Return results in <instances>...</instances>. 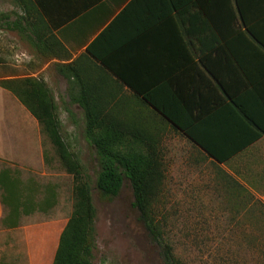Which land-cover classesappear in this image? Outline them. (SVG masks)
Returning a JSON list of instances; mask_svg holds the SVG:
<instances>
[{"label":"crops","instance_id":"0c3cea01","mask_svg":"<svg viewBox=\"0 0 264 264\" xmlns=\"http://www.w3.org/2000/svg\"><path fill=\"white\" fill-rule=\"evenodd\" d=\"M181 1L14 0L17 6L12 7L0 0V45L9 51L8 60L11 53L20 58L15 46L29 45L33 61L43 62L32 75L77 62L79 81L89 80L92 90L112 94L111 107L123 103L121 90H129L161 124L186 136L214 164L207 179L213 190L205 188L222 208V238L231 239L222 252L230 255L231 264H264V0H241V8L237 0ZM19 9L20 19L9 17ZM112 25L97 51L141 88L139 93L157 92L163 99L176 95L185 125L201 140L221 145L225 160L209 156L88 53V46ZM248 26L259 38L247 33ZM57 44L59 55L51 50ZM1 65L0 81L27 76ZM56 72L65 92L69 81ZM71 86L76 94L82 88L80 82ZM0 92L18 107L13 127L0 124V264H53L70 218L55 241L49 220L58 203L55 184L22 175L35 172L39 164L37 152L27 145L35 139L28 129L39 121L10 90L0 86Z\"/></svg>","mask_w":264,"mask_h":264},{"label":"rangeland","instance_id":"374dc122","mask_svg":"<svg viewBox=\"0 0 264 264\" xmlns=\"http://www.w3.org/2000/svg\"><path fill=\"white\" fill-rule=\"evenodd\" d=\"M2 1L4 4L9 2L7 4L12 7L17 6L14 0ZM20 11L22 10H16V15L9 14V17L13 20L15 17L20 19ZM3 17L0 10V21ZM15 47L13 50L20 54V58L11 53L8 60L9 51H5L0 45V62H3L1 67L11 70L13 74H27L17 79L32 82L39 98L45 91L50 92L55 99L56 117L62 138L82 162L84 180L90 186L92 201L97 210L91 263L166 264L163 248L153 241L140 219L138 209L133 205L131 181L125 178L119 194L111 198H103L97 189L96 179L100 164L95 147L86 138L83 108L78 103L71 102L70 89L74 80L65 77L70 86L64 92L62 79L55 77L58 64L51 67V72L32 75L30 71L39 68L43 62L33 61L29 45L24 43ZM54 48L55 54H61L60 47ZM21 50L25 52L23 55ZM96 81L101 83L102 79L96 78ZM119 95L127 115L138 113L147 117L146 120L150 122L148 127L151 128L150 125L157 122L156 126L159 130L162 129L159 135L165 179L161 191L154 199L152 216L161 232L164 245L170 246L177 264H231L228 261L230 255L222 252L223 246L229 245L231 240L222 238V208L214 205V199L208 198V190L205 188L210 187L213 190L212 182L207 184L208 171H211L213 162L181 132L154 118L151 108L143 105L131 91L121 90ZM115 105L119 104H112ZM16 114L18 115V107L9 98L4 99L0 92V124L4 122L13 127ZM22 118L23 131H26L28 117L24 113ZM38 123L35 128L30 126L28 129V132L31 130L30 135H35V139L27 145L37 152L35 161L39 164L34 168L35 172L22 175L25 178L32 177L43 185L47 182L55 184L58 203L49 215V220L54 224L56 241L58 232L73 211L74 181L59 160L56 146L42 124Z\"/></svg>","mask_w":264,"mask_h":264},{"label":"trees","instance_id":"16d2710c","mask_svg":"<svg viewBox=\"0 0 264 264\" xmlns=\"http://www.w3.org/2000/svg\"><path fill=\"white\" fill-rule=\"evenodd\" d=\"M185 1L182 0L180 4H185ZM237 1V6L241 8V0ZM231 15L234 17L236 13H231ZM112 27L113 25L88 46V53L110 68L120 80L126 82L132 89L140 90L141 88L135 85L121 70L113 69L111 62L97 51L96 45L100 43L102 37L111 31ZM246 31L253 37L259 38L255 28L248 26ZM58 45L51 47V50H55L54 47L62 48ZM38 50H41L40 46H38ZM76 65L77 62L58 64L57 66L59 72L64 76L74 77V85H77L78 82L82 84V88L77 94L71 92L70 89V98L71 102L78 103L83 108L86 120V138L90 145L96 149L100 164L96 179L97 189L103 198L115 197L119 194L124 179L128 178L134 192L133 205L138 209L140 219L147 232L153 241L163 248L166 264H177L178 261L174 258L170 246L164 245L161 232L152 216L154 199L161 191L165 179L159 135L162 129L159 130L156 123L151 124V128L148 127L147 121L138 113L127 115L122 103L111 107V100L114 96L92 90L88 86L89 80L81 78L79 81ZM0 86L20 98L38 119L56 146L59 160L66 172L73 176V211L60 236L53 264H92L97 210L92 201L90 186L84 180L82 162L77 154L68 148L60 133L55 99L50 95V92L46 91L39 98L33 89V83L20 79L2 80ZM138 95L167 115L175 122L177 128H182L184 133L203 148L209 156L220 162L225 160L221 145L218 147L216 143L201 140L193 127L185 125V121L178 115L179 103L175 98L176 95H171V99H163L157 92H138Z\"/></svg>","mask_w":264,"mask_h":264}]
</instances>
